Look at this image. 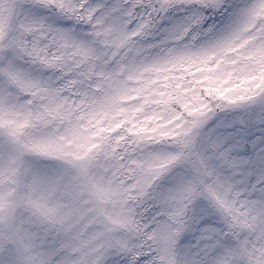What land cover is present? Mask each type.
Segmentation results:
<instances>
[{"label": "snow or ice", "instance_id": "obj_1", "mask_svg": "<svg viewBox=\"0 0 264 264\" xmlns=\"http://www.w3.org/2000/svg\"><path fill=\"white\" fill-rule=\"evenodd\" d=\"M0 264H264V0H0Z\"/></svg>", "mask_w": 264, "mask_h": 264}]
</instances>
